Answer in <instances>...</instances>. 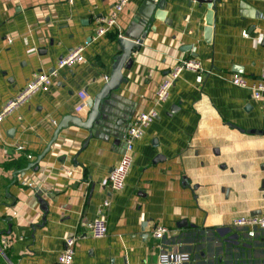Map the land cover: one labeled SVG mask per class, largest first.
Returning a JSON list of instances; mask_svg holds the SVG:
<instances>
[{"label":"crops","instance_id":"obj_1","mask_svg":"<svg viewBox=\"0 0 264 264\" xmlns=\"http://www.w3.org/2000/svg\"><path fill=\"white\" fill-rule=\"evenodd\" d=\"M116 1L0 0V107L69 50L82 47L84 58L0 121V244L9 241L0 264H56L70 235L72 264H157L159 242L188 253L184 264H264V229L248 237L232 225L264 213L262 103L230 81L233 72L248 83L261 74L264 0H216L208 35L207 1L166 0L164 19L152 20L114 91L112 122L122 119L125 131L88 138L69 122L37 159L64 116H86V101L109 76L116 39L143 0H129L118 29L96 36L95 18ZM186 60L200 63L202 81L185 69L157 102L160 82ZM150 108L157 117L134 144L124 187L112 191L107 176L124 146L117 136ZM99 209L107 234L94 238L84 223ZM158 225L172 234L152 237Z\"/></svg>","mask_w":264,"mask_h":264},{"label":"built area","instance_id":"obj_2","mask_svg":"<svg viewBox=\"0 0 264 264\" xmlns=\"http://www.w3.org/2000/svg\"><path fill=\"white\" fill-rule=\"evenodd\" d=\"M128 2L129 0H117L108 14L100 15L95 18L96 36H101L112 28L118 29V16ZM243 35H247V32L244 31ZM259 40H261V38H259ZM10 41L11 40H9V42ZM81 51L82 47L69 50L64 56L58 59L56 66L50 72L39 71L33 73L27 84L0 107V121H2V119L6 115L10 114L16 107L27 101L29 97L36 92L48 90L52 84V78L58 74V70L76 62H81L84 59ZM185 69L196 72V80L198 82L202 81L203 69L200 63L195 60L182 61L176 64L160 82L156 90L157 102L167 99L169 88L177 79L178 75ZM103 78L104 80H107L108 76H104ZM230 81L236 86L248 89L254 100L261 101L264 114V61L261 74L256 81L248 83L246 78L238 72H233L231 74ZM156 117V109L150 108L145 112L138 113L130 122V125L125 133L124 146L121 156L117 164L112 167L107 176L108 186L112 191H120L124 187L126 176L132 164L134 144L143 136L145 127L148 126ZM17 147L19 149L21 148L20 145ZM28 184L30 185L31 183ZM108 205L109 201H104V206ZM232 225L236 228L245 229L248 237H255L257 231L264 229V213L237 217L233 219ZM84 226L91 232L94 238H102L107 234L106 220L101 209L97 211V215L92 220L84 223ZM171 234L172 230L162 225L155 226L151 231L152 237L159 240H162L164 237L170 236ZM76 240L77 239L74 235H70L65 238L64 247L58 255L56 264H72L75 254ZM8 244L9 241L7 238L1 239L0 253L3 252V249L6 248ZM157 245L161 250L157 264H184V262L188 261L190 258L188 253L168 248L161 242L157 243Z\"/></svg>","mask_w":264,"mask_h":264},{"label":"water","instance_id":"obj_3","mask_svg":"<svg viewBox=\"0 0 264 264\" xmlns=\"http://www.w3.org/2000/svg\"><path fill=\"white\" fill-rule=\"evenodd\" d=\"M192 0H188L190 3ZM200 1V0H196ZM208 2L209 10L206 14V29L205 34H209L211 26L213 23V8L216 0H202ZM166 0H143L141 5L138 7L135 12L131 22L128 24L123 34L117 37V43L120 49V52L116 54L113 58L111 65V71L108 76V79L105 80L102 87L94 95V97L89 98L86 101L89 110L86 113V116L80 117L77 115H66L64 116L59 124L57 125L53 139L47 145L45 151L38 155L37 159H41L43 155L49 150L51 143L55 140L59 130L66 128L70 123L74 126L81 127L88 130L89 136L91 138L97 135V132H106L109 133L110 130L121 131L120 127L123 124L122 119H119L115 123L112 122L114 110V100L113 95L121 83L125 82L126 79L123 76L122 69L129 68L131 63L132 52L138 49L143 43V39L146 37L149 30H154V26L151 25V22L154 18L164 19L165 11L164 5ZM172 112H174V107H172ZM115 125L116 127H113ZM130 123L127 126L128 129ZM250 132L263 133V131L253 129ZM125 136V135H124ZM118 141L124 139L120 135L117 136ZM33 163H30L29 166H32Z\"/></svg>","mask_w":264,"mask_h":264}]
</instances>
